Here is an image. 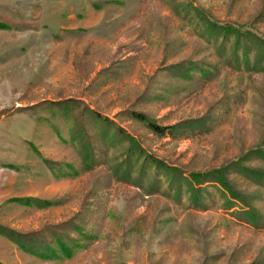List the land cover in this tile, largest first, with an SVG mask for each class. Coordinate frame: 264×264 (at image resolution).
<instances>
[{"label": "rangeland", "instance_id": "rangeland-1", "mask_svg": "<svg viewBox=\"0 0 264 264\" xmlns=\"http://www.w3.org/2000/svg\"><path fill=\"white\" fill-rule=\"evenodd\" d=\"M209 22L264 40V0H0V225L84 234L70 258L0 234V264H264V188L239 173L264 172V63L228 66L235 36L215 40ZM86 110L88 171L73 118ZM168 168L228 171L262 227L217 184L194 208Z\"/></svg>", "mask_w": 264, "mask_h": 264}, {"label": "trees", "instance_id": "trees-1", "mask_svg": "<svg viewBox=\"0 0 264 264\" xmlns=\"http://www.w3.org/2000/svg\"><path fill=\"white\" fill-rule=\"evenodd\" d=\"M209 25L210 26L207 32L212 37H214L215 40L219 38V36H223L225 40L229 35L235 36L234 46L230 54H227L224 51L223 45L219 50L220 58L228 66H231L234 69H240L241 65H244V67H246L247 69L253 68L256 70L262 69L264 67H262V64L264 63V40L259 39L252 32L243 34L242 32L231 29L229 27L223 28L210 22ZM5 28H7V26L0 24V29ZM227 33L229 35H227ZM239 53L240 55H242V59H240ZM251 55H253V63L251 60ZM71 103L75 104L77 102ZM62 105L64 106V104ZM23 110L24 109L22 108L18 109L19 112ZM93 116L97 118L99 117L95 113L89 112L87 110L86 112H82L80 116H75V114L73 115L76 129L78 130L77 133L80 137L79 142L81 150L79 156L82 160L84 170L87 171L92 168L94 160L92 152L93 148L90 144V138L85 131L84 124H86V122H91ZM134 118L137 121L149 125L156 134H164L168 129L160 128L152 124L151 122H148L147 119L141 114L134 115ZM134 151H136V149L130 147L128 148L127 153L131 155ZM138 151H140L139 155L143 154L141 150ZM255 154L258 155V158L264 161V150H259L255 152ZM127 165V167L119 166V168L117 169L119 173H122L124 175L125 179H129L130 177L129 166H131V164L127 163ZM157 165L158 167H161V164L158 163ZM236 165L240 167L238 163ZM242 169L243 170L239 171V173H241L253 183L264 188V172L251 169L246 170L245 168ZM166 170L172 175L169 182V189L171 191H174L175 193L180 194L181 191L185 190L186 188V192L189 195V204L194 208L203 209L206 207L205 199L203 197V194L207 192L205 186L207 184H217V186L221 187L224 190V192L220 190L221 193L227 196V198H225L228 209H235L234 207H236L237 205L240 206V210L234 212L233 217L247 223L248 225L257 228L262 227V216L259 212L256 211L251 202L245 196L234 189L233 185L227 178L226 174L228 171H224V169H221L219 171H212L206 174H194L190 178H184L175 170H171L169 168ZM77 233H79V236H81L82 238L84 237L83 232H81L78 227H76L72 223H67L60 226H52L40 232L31 234L18 233L12 229L0 225V234L7 237L10 241H12L24 251L34 252V250L40 246L52 244L57 245L67 258H70L72 254V250H70V247L76 245L77 237H75L74 235H77ZM51 253L56 254L54 251H51Z\"/></svg>", "mask_w": 264, "mask_h": 264}]
</instances>
